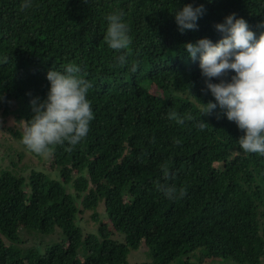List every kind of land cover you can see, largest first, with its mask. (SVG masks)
<instances>
[{"label": "trees", "instance_id": "16d2710c", "mask_svg": "<svg viewBox=\"0 0 264 264\" xmlns=\"http://www.w3.org/2000/svg\"><path fill=\"white\" fill-rule=\"evenodd\" d=\"M30 2L0 0V120L15 122L0 144L8 161L0 164V264H264V156L241 149L244 133L219 107L201 114V103L215 100L199 54L193 60L184 47L217 43L215 25L233 13L258 36L264 0ZM189 4L205 11L197 29L181 33L175 14ZM118 12L132 41L123 67L104 39L106 17ZM70 63L92 84L94 119L71 151L65 144L38 156L19 130L33 116L30 101L47 96L48 71ZM172 111L192 119L177 124ZM157 182L186 195L170 200ZM85 211L97 223L91 232ZM143 245L146 261L131 263Z\"/></svg>", "mask_w": 264, "mask_h": 264}, {"label": "clouds", "instance_id": "9594fccd", "mask_svg": "<svg viewBox=\"0 0 264 264\" xmlns=\"http://www.w3.org/2000/svg\"><path fill=\"white\" fill-rule=\"evenodd\" d=\"M22 7H31L30 0H25ZM204 7L186 5L177 11L175 20L179 31L197 29V21L204 14ZM108 27L105 35L107 45L118 53L116 59L121 67L127 62V50L131 44L129 27L123 21V13H113L106 17ZM222 38L213 43L207 38L199 39L195 44L187 43L185 48L195 60L199 54V68L205 78L207 90L215 102L201 103V114L210 115L220 108L228 121L234 122L244 134L238 139L245 153L264 156V31L259 35L252 30L243 18H236L235 13L225 17L223 23L215 25ZM135 65L132 71H135ZM235 75L230 81L220 79L229 71ZM81 69L75 64H68L63 73L49 70L47 80L50 88L45 99L33 98L30 103L33 116L25 122L21 143L26 149L38 156L51 157L55 146L69 145V151L81 142L90 130L94 119L91 103L87 94L92 84L78 76ZM220 83H212V79ZM0 99H3L0 96ZM168 119L177 124L191 120V115L180 116L172 111ZM203 120L198 125L203 131ZM209 126V125H208ZM179 143V141H176ZM165 179L169 177L167 165L161 166ZM157 190L168 199L183 198L186 190L157 182Z\"/></svg>", "mask_w": 264, "mask_h": 264}, {"label": "rangeland", "instance_id": "374dc122", "mask_svg": "<svg viewBox=\"0 0 264 264\" xmlns=\"http://www.w3.org/2000/svg\"><path fill=\"white\" fill-rule=\"evenodd\" d=\"M15 126V122L13 121V119L11 117L7 118L5 122H2L0 120V131L3 135L0 134V144H6L8 143V141H11L10 139H8L9 134L6 131V128L8 127H13ZM19 128V127H18ZM22 130H19V132H22ZM23 134V133H22ZM13 147H16V144H13ZM22 149V148H19ZM4 148H0V164H3L4 166L8 164L7 159H2L3 157V152H4ZM29 158H31L30 156H28ZM34 160V159H33ZM35 161V160H34ZM90 216V212L85 211L84 216H83V220H86V224H84L85 226V230L88 231H92L91 229H93L95 227V225H97V223H92L88 218ZM146 247L143 245L141 246L138 250L133 251L132 254L129 255V261L132 262H140V261H146Z\"/></svg>", "mask_w": 264, "mask_h": 264}]
</instances>
